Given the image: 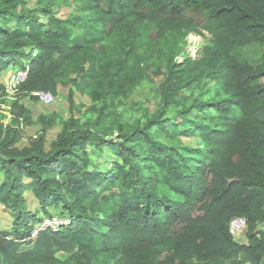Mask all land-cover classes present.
<instances>
[{
  "label": "trees",
  "instance_id": "trees-1",
  "mask_svg": "<svg viewBox=\"0 0 264 264\" xmlns=\"http://www.w3.org/2000/svg\"><path fill=\"white\" fill-rule=\"evenodd\" d=\"M55 2L42 0L41 19L23 0H0V79L17 69L26 72L18 96L56 97L70 64V111L78 80L96 118L81 125L71 116L47 148L52 120L39 116L41 131L22 147L17 130L0 126V206L12 220L0 229V264H264V52L260 66L232 56L264 48V0H73L81 14L64 19L53 16ZM191 32L210 38L199 59L178 64L177 41ZM155 45L170 55L158 110L142 125L119 124L117 139L105 141L97 128L109 104ZM196 88L203 91L191 97ZM186 91L188 105L168 122ZM183 135L200 145L182 146ZM89 145L107 147L110 171L91 168ZM26 193L44 212L67 213L66 224L42 229ZM234 219L246 221L241 243L230 234Z\"/></svg>",
  "mask_w": 264,
  "mask_h": 264
},
{
  "label": "rangeland",
  "instance_id": "rangeland-1",
  "mask_svg": "<svg viewBox=\"0 0 264 264\" xmlns=\"http://www.w3.org/2000/svg\"><path fill=\"white\" fill-rule=\"evenodd\" d=\"M23 8L26 10L36 11L37 15L43 19V14L38 11L42 0H23ZM81 12L77 8V4L73 0H56L53 5V16L59 19L68 18L73 15H80ZM187 17L194 18L200 22V18L189 13ZM132 22H126L123 29L127 34L130 30ZM151 37L155 35L154 27L151 28ZM210 36L203 32L202 35L191 32L177 41V46L174 51L175 62L182 63L186 59L197 60L201 57L202 48L208 43ZM162 41L161 38H155ZM103 50L110 51V47H105ZM157 46L153 47V52L148 54V61L145 65H140L136 68L133 77V84L130 86L126 93L113 100L109 105L110 116L104 124L97 128L100 136L105 141L116 140L118 132L116 127L119 124H134L142 125L145 122L146 116H152L159 108V86L164 81L166 73V65L169 61V53L156 52ZM162 50V49H161ZM264 48L258 44H252L246 47L233 50L232 56L240 61L248 63L252 66L262 65L261 56ZM71 65H66L58 75V94L44 103L39 99H30L28 96L20 97L16 93L15 81L21 78L22 72L16 70H7L1 74V83L5 86V92L0 96V126L8 127L17 130L20 135L19 147L26 146L31 139L41 131V125L38 123V117L43 116L47 121L52 120L53 124L47 128L45 132V147L55 140L57 135L64 128L66 121L71 116L79 121L81 125H87L94 122L96 112H94L93 102L87 96L89 88L85 87L83 83L77 80L79 88L74 91V112L70 111V104L68 101V94L71 86V80L75 79V74L72 73ZM205 83V82H203ZM202 83V84H203ZM14 86V87H13ZM211 87V83L207 82L204 89ZM83 89V91H81ZM203 90L196 88L190 94L189 91L183 92V98L178 99L167 109L164 118L168 122L177 119V111L183 106H187L189 101L186 97H197ZM211 97L205 95L201 100L205 101ZM15 103V105H14ZM14 105V106H13ZM99 105V104H98ZM97 105V107H98ZM27 111L28 115L25 116L24 112ZM46 121V122H47ZM171 144V142H167ZM180 144L182 146H199V140L192 136H181ZM88 154L91 159V168L99 172H108L112 169L114 164V157L108 151L106 146L101 147L100 150L94 149L89 145ZM3 174L0 172V183L3 181ZM27 200L26 208L34 215H38L40 219L64 221L67 213L63 212L60 208H47L42 211L30 195L25 194ZM9 212L0 206V229H10L12 220ZM49 218V219H48ZM44 220V221H45ZM37 228V224L35 225ZM259 229H263L259 226ZM237 242H243V237L235 236ZM60 260H67L68 256L59 254Z\"/></svg>",
  "mask_w": 264,
  "mask_h": 264
},
{
  "label": "built area",
  "instance_id": "built-area-1",
  "mask_svg": "<svg viewBox=\"0 0 264 264\" xmlns=\"http://www.w3.org/2000/svg\"><path fill=\"white\" fill-rule=\"evenodd\" d=\"M25 76H26V72H22L21 78L16 80L15 84L17 85L20 81H23ZM32 95L37 97L40 101L44 103H47L52 98V95L43 92L33 93ZM60 224H66V222L58 221L56 219H51V220L43 221L41 227L42 229L45 228L56 229ZM245 227H246V221L244 219H234L229 224L230 234L233 237L235 236L243 237Z\"/></svg>",
  "mask_w": 264,
  "mask_h": 264
}]
</instances>
